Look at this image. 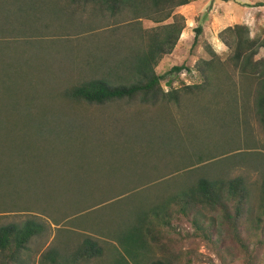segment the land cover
Instances as JSON below:
<instances>
[{"label": "rangeland", "instance_id": "rangeland-1", "mask_svg": "<svg viewBox=\"0 0 264 264\" xmlns=\"http://www.w3.org/2000/svg\"><path fill=\"white\" fill-rule=\"evenodd\" d=\"M261 1L194 0L175 9L184 28L155 71L163 75L166 91L178 89L200 84L203 76L195 65L212 59L208 89L182 94L178 103L136 99L99 105L73 100L67 90L98 78L131 82L130 69L120 62L129 59L132 49H145L149 36L173 17L157 22L154 18L164 12L145 16L139 6L132 8L141 16L135 21L131 9L114 14L95 1L0 0V117L20 119L12 135L28 147L23 151L11 142L4 148L12 150L4 152L23 160L15 175L29 187L0 192V227L27 221L42 226L16 252V260L44 264L43 256L51 251L66 259L86 235L99 237L95 230L114 226L115 218L133 205L167 198L200 178H240L253 209L242 220L240 234L250 253L225 230L218 234L211 220L198 219L213 242L197 236L192 214L173 220L172 247L184 260L189 254L190 264H245L248 256L251 264H264V219L254 227L264 183L257 81L239 73L219 37L237 23L247 24L251 36H262ZM179 65L190 69L168 73ZM108 243L105 260L115 244ZM160 255L153 247L151 256ZM102 259L87 264H110Z\"/></svg>", "mask_w": 264, "mask_h": 264}, {"label": "trees", "instance_id": "trees-1", "mask_svg": "<svg viewBox=\"0 0 264 264\" xmlns=\"http://www.w3.org/2000/svg\"><path fill=\"white\" fill-rule=\"evenodd\" d=\"M84 1L98 2L102 9L114 14H123L127 9L132 10L134 7L142 6L146 10L143 14L145 16H151L149 13L154 15L164 12L162 18H154V21L161 22L170 17H173V21L159 28L160 31L152 33L145 49H132L129 59L126 62L123 60L120 62L130 69L131 82L110 84L107 79H92L75 87L72 85L67 90L69 98L99 105L136 99L143 104L156 105L161 101L171 100L178 103L182 94L208 89L210 86L208 72L212 71L214 66L212 59L200 60V64L195 65L196 70L203 76L202 82L197 85H184L178 89L170 87L166 91L161 85L163 75L155 71L159 61L171 54L184 28L183 17L174 14L175 9L194 0ZM132 12L135 21L141 18L140 12L133 10ZM196 31L199 32L198 29ZM219 37L232 51L231 59L239 73L244 75L245 79L253 78L257 81L256 107L264 127V57L257 58L259 48L264 47V34L251 36L247 24L237 23L222 29ZM205 47L209 50L211 57L216 56L209 43H205ZM183 69L189 70L190 68L185 65L173 66L168 73L179 72ZM11 119L0 117V192L15 190L19 193V190L29 188L26 184L21 186L27 181L22 182L20 177L15 175L22 170L19 161L23 160H19L12 152L6 155L4 151L12 150V148H4V144L16 142L17 147L23 151L28 147L21 140L16 141L18 135H12L20 119ZM10 157L14 159H7ZM4 158H6L5 163H1ZM103 186V189L107 191L111 188L108 184ZM173 193L175 194L162 200L133 205L127 213H121L115 218L118 222L114 226L95 230L94 234L99 237L86 235L66 259H62L59 252L51 251L43 256L44 264H87L92 260H101L106 254L109 241L115 244L112 245L113 248L108 249L110 253L108 260H102L110 264H176L174 260L179 261L180 264H190L189 254H186L188 257L184 260L182 252L177 254L174 251L175 242L171 235L176 233L173 220L180 215L188 217L191 214L194 216L197 236L213 242L209 235V228H206L203 222L198 221V219L211 220L212 226L218 225V234L221 231L220 228L222 231L225 230L235 243L239 244L244 251L249 252L240 234L244 232L241 228L242 220L249 219V216L253 214V209L248 206L249 194L242 179L212 181L208 178H200L194 184L179 186ZM260 193L258 206L260 210L254 222L255 229L264 219V183ZM41 231L42 226L33 221H27L22 225L1 226L0 264H23L16 260V252L26 246L29 239ZM155 246L158 247L161 255L153 258L151 253ZM197 256L194 254L195 259ZM250 258L251 256H248L244 263L251 264ZM222 262L226 264V261Z\"/></svg>", "mask_w": 264, "mask_h": 264}, {"label": "crops", "instance_id": "crops-1", "mask_svg": "<svg viewBox=\"0 0 264 264\" xmlns=\"http://www.w3.org/2000/svg\"><path fill=\"white\" fill-rule=\"evenodd\" d=\"M249 1V0H248ZM257 1H259V2H263V1H261V0H257ZM175 14V13H174Z\"/></svg>", "mask_w": 264, "mask_h": 264}]
</instances>
